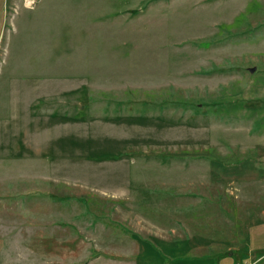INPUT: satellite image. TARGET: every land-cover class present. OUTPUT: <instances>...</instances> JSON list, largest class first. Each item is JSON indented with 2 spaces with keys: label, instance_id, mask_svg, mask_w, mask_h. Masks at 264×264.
Masks as SVG:
<instances>
[{
  "label": "rangeland",
  "instance_id": "374dc122",
  "mask_svg": "<svg viewBox=\"0 0 264 264\" xmlns=\"http://www.w3.org/2000/svg\"><path fill=\"white\" fill-rule=\"evenodd\" d=\"M0 264H264V0H0Z\"/></svg>",
  "mask_w": 264,
  "mask_h": 264
}]
</instances>
